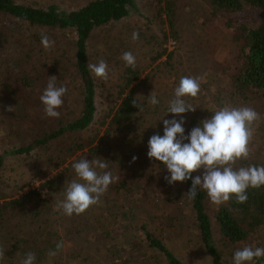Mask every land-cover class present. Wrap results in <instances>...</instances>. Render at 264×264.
<instances>
[{"label": "trees", "instance_id": "obj_1", "mask_svg": "<svg viewBox=\"0 0 264 264\" xmlns=\"http://www.w3.org/2000/svg\"><path fill=\"white\" fill-rule=\"evenodd\" d=\"M206 1L209 13L221 14L234 54L231 61L227 60L228 73L224 65L218 71L214 69L209 83L200 82L196 97H184L196 108L181 114L186 136L217 109L206 105L210 85L222 89L218 93H225L235 103L264 90V0ZM134 2L90 0L75 10L59 12L54 6L0 0V248L13 264L29 252L36 256L34 263L71 264L69 256L57 260L63 249L75 254L79 264H97L98 254L78 252L91 244L100 251L103 240H112L110 223L118 224L123 219L133 221L136 232L142 234L141 241L134 239L129 244L130 250L158 251L164 254L165 264H184L163 243L167 229L187 232L189 241L196 240L208 256L209 264H228L218 245L234 250L264 247V186L249 188L245 203H237L233 196L221 205L212 204L201 188L196 198L189 200L191 180L169 185L164 179L170 175L166 166L147 156L149 138L163 135L162 119L181 118L167 112L174 92L172 96L155 92L159 103L150 104L155 72L161 64L169 65L172 69L168 73L177 85L182 76L193 74L183 71L178 76L172 66L174 52L164 47L169 41L181 42L183 37L175 0H152L161 42L147 63L136 60L133 69L121 59L126 49L114 51L108 45L102 51L92 45L95 34L127 17ZM41 33L55 41L50 50L42 46ZM101 59L109 68L106 81L88 68V64ZM51 76L57 78V86L68 89L62 107L57 109L59 118L47 117L40 101ZM133 99L144 111L133 106ZM9 107H13L11 111ZM85 158L104 159L106 170L118 179L101 197V203L82 214L66 216L54 211L57 201L63 199L67 182L76 178L72 164ZM13 161L23 163V184H10L5 178L6 168ZM249 165L264 166L251 149L250 157L238 160L233 167ZM31 181L39 186L23 192ZM116 207L121 214L112 215ZM102 218L106 221L103 226ZM156 221L159 225L152 232L146 225ZM65 240L71 243L68 249ZM60 242L63 247L57 250ZM106 249L107 255L124 261L121 249ZM50 251L57 254L50 257ZM250 264H264V257Z\"/></svg>", "mask_w": 264, "mask_h": 264}, {"label": "clouds", "instance_id": "obj_2", "mask_svg": "<svg viewBox=\"0 0 264 264\" xmlns=\"http://www.w3.org/2000/svg\"><path fill=\"white\" fill-rule=\"evenodd\" d=\"M132 39L138 40L139 33L133 32ZM41 44L50 50L54 40L41 33ZM125 66H136V57L125 51L121 57ZM90 71L103 80L109 78V68L105 60L96 64H88ZM68 92L66 86H57V78L51 76L43 90L40 101L47 117L59 118L57 111L64 103L63 97ZM200 92V79L193 76H182L179 85L174 90V98L168 104L167 112L174 116H181L179 120L162 119L163 135L154 134L148 140L147 156L162 162L170 175L164 177L172 185L175 182L191 180V187L187 192L189 200L197 196L198 188L206 191L212 204L221 205L233 196L237 203H245L248 199L249 188L258 189L264 186V166L249 165L234 168L240 159L250 157L249 144L252 141L253 124L259 120V113L247 106L233 107L224 105L217 108L210 118L200 121L186 136L183 127L185 120L181 114L195 111V107L185 102L184 97H196ZM150 104L159 103L154 91L149 95ZM134 107L144 111L141 104L133 99ZM13 107L7 110L11 111ZM139 111V112H140ZM185 141H188L185 143ZM136 157H133L135 161ZM76 178L67 182L63 189V199L57 201L54 211H62L66 216L80 215L90 206L101 203V197L118 177L107 171L108 163L104 159H80L72 164ZM203 169L202 175L192 174ZM63 242L56 245L60 250ZM56 251H50L53 257ZM5 250L0 248V260L4 258ZM264 257V247L245 246L234 252L233 264H250L254 259ZM36 256L27 253L21 264H34Z\"/></svg>", "mask_w": 264, "mask_h": 264}, {"label": "rangeland", "instance_id": "obj_3", "mask_svg": "<svg viewBox=\"0 0 264 264\" xmlns=\"http://www.w3.org/2000/svg\"><path fill=\"white\" fill-rule=\"evenodd\" d=\"M25 5L32 6H54L59 12H68L80 8L90 0H17ZM152 0H135L134 7L130 8L129 15L118 23L113 24L110 27L104 28L100 32L95 34L93 46L100 50H107L108 45H112L114 51L116 48H124L131 52L138 62L141 64L147 63L150 57L153 56V50L155 52L159 48L161 42V27L158 25V21L153 19ZM177 5L178 19L184 29L181 42L169 41L164 45L168 51L174 52L172 66L178 72V76H181L183 71L193 74V77H198L200 82L209 83L211 77L215 74V70H220L224 65L225 73L229 72V68L226 67L227 60L231 61L234 48L229 42L227 29L224 27V20L219 15H213L209 13L210 6L206 0H175ZM167 32V29H163ZM138 32L139 39L133 40L132 33ZM205 46H204V45ZM115 54V53H114ZM153 68V66L151 67ZM150 68V69H151ZM172 69L169 65H163L155 72L152 89L154 93L160 95L169 94L173 95L174 89L178 86L174 77L170 76L168 70ZM217 81H220L217 80ZM222 82V81H221ZM220 82V83H221ZM217 87L212 84L208 87L205 96L208 98L206 105L210 108H218L221 103L222 106L230 105L233 107L247 106L255 109L259 113V120L254 122L253 129L254 134L249 148L253 154L264 162V90L258 94L250 95L244 102H234L226 97L225 93H218ZM210 92V95H208ZM218 98H221L218 100ZM98 110L100 106L97 105ZM23 163L19 161H13L12 165L6 168L5 178H8L10 184L20 185L23 184L25 179V173L23 171ZM38 182L31 181L26 185L23 192L30 189L37 188ZM130 210L124 209L123 212H129ZM121 214L116 207L113 210L112 215ZM97 217L96 215H93ZM93 217L91 221L95 218ZM109 218V217H108ZM176 219L174 225L178 223ZM105 219L102 218L101 224L105 223ZM138 222V220H137ZM132 225V226H130ZM155 224L147 223L146 227L152 232L155 231ZM97 230L101 229V226H96ZM99 228V229H98ZM110 228L113 231L109 233L110 238L102 241V247L100 251L94 248L91 244L89 247H84L85 251H79V254L87 256L98 254L97 264H158L156 260H160V264H165L164 254L158 251H148L144 253L142 251L130 250L129 244L135 240L142 238L141 232H136L134 222L126 221L123 219L118 224L110 223ZM167 229V228H166ZM166 236L163 237L161 232V238L164 240L165 246L184 264H209L210 259L204 254L201 248L197 245L196 240L189 241L187 232L183 233L180 230L167 229ZM137 235V237L135 236ZM141 241V240H140ZM64 247L68 249L70 246L69 241H64ZM218 249L224 252V258L228 264H233V255L236 250L233 248H223L218 245ZM111 247V250L117 247L121 249L123 254L121 262L113 256L107 255V249ZM69 256L71 264H79L81 261H77L75 254L71 251L65 252L62 250L61 254L56 256L57 260L63 261L62 258ZM21 260L15 262V264H21ZM54 262V261H53ZM52 262V264H53ZM13 264L5 257L0 260V264ZM42 264V263H34ZM51 264V263H50Z\"/></svg>", "mask_w": 264, "mask_h": 264}]
</instances>
